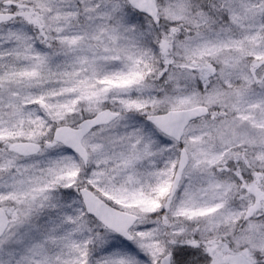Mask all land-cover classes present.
<instances>
[{
	"label": "snow or ice",
	"instance_id": "obj_1",
	"mask_svg": "<svg viewBox=\"0 0 264 264\" xmlns=\"http://www.w3.org/2000/svg\"><path fill=\"white\" fill-rule=\"evenodd\" d=\"M0 264H264V0H0Z\"/></svg>",
	"mask_w": 264,
	"mask_h": 264
}]
</instances>
